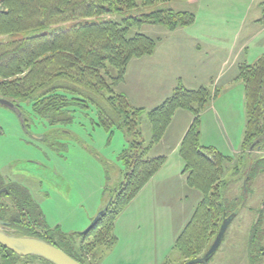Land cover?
<instances>
[{
    "label": "trees",
    "instance_id": "trees-1",
    "mask_svg": "<svg viewBox=\"0 0 264 264\" xmlns=\"http://www.w3.org/2000/svg\"><path fill=\"white\" fill-rule=\"evenodd\" d=\"M166 1L3 0L0 3V98L19 108L23 103H32V112L50 126L72 124L76 110L85 111L92 104L98 111V125L109 132L123 129L131 137L129 147L120 157L125 170L123 181L93 227L79 234L82 240L75 252L80 256L93 255L96 248H112L117 243L115 221L165 165L166 157L149 159L148 153L162 141L180 110L193 115L179 151L185 164L183 174L189 187L203 198L177 239L175 251L186 261L203 257L218 235L225 214H231L222 202L221 186L225 165L233 160L216 148L201 144V117L214 98L211 90L206 87L191 90L180 84L152 111L133 107L127 96L116 90L124 81L131 61L151 56L159 42L141 32L129 36L131 29L160 25L175 31L195 24L196 15L192 12L174 9L141 12L142 6ZM116 14L123 16L121 22L106 19ZM31 32L35 34L16 39ZM109 77L112 84L107 82ZM239 79L245 87L247 116L241 155L264 152V54L253 65H241ZM67 94L77 97L69 99ZM144 120L151 128L149 142L143 139ZM1 182L0 175V189ZM9 195L18 213L3 206L2 197L7 195L2 194L0 220L9 222L20 235L44 239L85 264L64 247L77 246V242L48 229L41 209L25 189L10 187ZM55 235L61 244L55 241ZM0 248L8 254V260L15 256Z\"/></svg>",
    "mask_w": 264,
    "mask_h": 264
},
{
    "label": "rangeland",
    "instance_id": "rangeland-1",
    "mask_svg": "<svg viewBox=\"0 0 264 264\" xmlns=\"http://www.w3.org/2000/svg\"><path fill=\"white\" fill-rule=\"evenodd\" d=\"M2 1L0 0V3ZM139 4L142 6L141 2ZM252 5L253 9L251 8ZM247 7L251 13L249 14L250 20L259 19L250 27L253 29V34L257 35V32L264 28V0H167L165 3H158L153 6H142L141 12L151 13L166 9L190 11L196 15V25L204 26L208 23L210 25V23L219 22V25L225 27L227 22H231V27L236 29L239 25L238 18ZM122 18L123 16L118 14L106 17V19L117 22H121ZM155 26L169 31L164 26ZM148 27H152V25L133 28L130 30L129 36L146 31L145 34H149L152 38L159 36L158 41L160 42V37L164 36L163 33L158 35L157 32L149 30L151 28ZM32 34L35 33L24 34L16 37V39H24L27 36H32ZM228 36L232 38L233 34H228ZM263 46L264 31L256 36L250 49L251 54L258 58L261 56L259 52H263ZM126 76L127 73L125 79ZM125 79L122 83L125 82ZM107 82L112 84L111 77L108 78ZM118 87L116 88L117 91ZM208 89L210 90V88ZM211 93L214 94L212 102L216 93L212 90ZM67 96L69 99L77 97L72 94H67ZM32 107L33 104L30 102L21 105L29 119L27 121L34 126L32 132L39 136L48 135L49 143H55L58 150L53 152L46 146V143L28 138L19 123L18 117L10 109L0 105V127L2 131L0 136V175L2 186L12 184L18 189H25L30 194L34 204L41 209L48 229L58 233L59 236L77 242V246L64 247L65 249L69 248L85 264H145L139 260L119 262L118 258L126 242L132 246L135 236L137 238L147 236L148 239H152L157 235L159 239L160 237L169 239L170 226H167L166 229L165 224L162 225L159 222L155 224V210L152 212L153 215H146L147 219L140 222L143 214L140 216L136 207L127 208L126 212L115 221L114 232L120 239L118 240L119 243L117 242L112 248L98 247L93 251V255L80 256L75 252L82 240L79 234L84 233L92 225L99 213L106 208L110 196L115 194L114 190L123 181L122 175L125 174V170L120 157L123 151L129 147L131 141L129 134L119 128H114L109 132L98 125V111L92 104L85 111L76 110L72 124H56L54 126H50L48 121L45 122L38 118L32 112ZM220 116L222 118V115ZM228 119L232 121V115H229V118L223 117L225 121ZM235 120V128H237L239 126V114L235 115ZM208 124V119H205L203 122L205 131ZM208 130L209 135L213 133L211 129L208 128ZM227 130L228 135L231 134V138L234 139L236 133L233 132V122L231 130L228 127ZM142 134L144 140L147 142L151 140L152 133L147 120L143 121ZM214 142L217 146L223 145L220 137H215ZM221 148L225 152L224 154L233 160V163L225 165L221 186L222 202L229 212L238 211V215L230 225L221 246L209 264H219L220 262L226 264L225 261L229 264H246L245 252L249 240V230L252 220H254L252 213L264 199V155H258L256 153L258 151L232 155L226 151L225 147L221 146ZM36 160L49 166L45 175L50 178L52 176V180L48 181L45 178L43 180L38 175H34L37 174L36 172L34 174L24 172L23 168L33 169L34 166L31 163ZM52 171H56V174L53 175ZM2 202L4 207H12L10 211L18 213V208L10 202L9 198L2 197ZM54 239L61 244L58 236L55 235ZM158 245L161 244L158 243ZM211 245L209 246L211 247ZM75 246L76 248H74ZM149 253L153 262L154 255L151 249ZM231 253L236 256L235 260L230 258ZM240 254L243 256L242 260L239 258ZM15 260L1 261L0 258V264H5V262L13 264ZM185 261L186 259L181 258L179 253L175 251L171 254L169 264H181ZM17 264L49 263L37 257L29 256L17 260Z\"/></svg>",
    "mask_w": 264,
    "mask_h": 264
},
{
    "label": "crops",
    "instance_id": "crops-1",
    "mask_svg": "<svg viewBox=\"0 0 264 264\" xmlns=\"http://www.w3.org/2000/svg\"><path fill=\"white\" fill-rule=\"evenodd\" d=\"M248 7L239 16L236 29L231 27V22H227L225 27L219 25V22L204 26L195 23L175 31L157 26L148 27L158 35L162 32L164 36L160 37L153 55L131 62L125 82L118 87V91L127 96L133 107L152 111L168 99L180 84L191 90L210 88L216 97L201 117V144L216 148L226 157L229 156L224 154L221 146L229 154H241L247 116L245 87L239 80V71L241 65H253L264 54V46L258 58L251 54L255 38L264 28L257 35L253 34L250 27L259 19L250 20ZM228 34H233V37L230 38ZM155 38L159 39V36ZM236 114H239L237 128ZM229 115H232V121L223 120V117L229 118ZM205 119L209 121L206 131L203 126ZM192 121L193 115L188 111L180 110L175 114L162 141L148 153L149 159L166 157L165 165L127 207H136L139 215L143 214L140 222L147 219L146 215H153L155 210V224H165L166 229L170 226L169 239H159L157 235L152 239L135 236L132 246L126 242L122 247L119 262L139 260L145 264H169L171 254L175 253L177 239L203 198L200 192L187 184L183 174L185 164L179 152ZM232 122L233 132L236 133L234 139L231 134L228 135L227 130V127L231 130ZM208 128L213 131L210 135ZM215 137H220L223 145L217 146ZM256 153L264 155V152ZM117 239L120 240L119 237ZM150 249L154 255L153 262L149 257Z\"/></svg>",
    "mask_w": 264,
    "mask_h": 264
},
{
    "label": "water",
    "instance_id": "water-1",
    "mask_svg": "<svg viewBox=\"0 0 264 264\" xmlns=\"http://www.w3.org/2000/svg\"><path fill=\"white\" fill-rule=\"evenodd\" d=\"M0 105L5 106L10 110H13L18 117L21 115V111L15 106L14 103L9 100L0 98ZM104 211H106V209L101 211L96 217V219L99 218ZM237 215L238 211L232 212L230 215L225 214V218L223 220L218 235L216 236L211 247L203 257L187 261L181 264H208L209 261L215 255V253L218 251L219 247L221 246L231 223L237 217ZM95 220L84 233L88 232L93 227ZM0 246L11 251L19 257L25 258L33 256L44 260L49 264H82L71 256H69L66 252H64L57 246L50 244L44 239L20 235L15 229L10 226V224L2 220H0Z\"/></svg>",
    "mask_w": 264,
    "mask_h": 264
},
{
    "label": "flooded vegetation",
    "instance_id": "flooded-vegetation-1",
    "mask_svg": "<svg viewBox=\"0 0 264 264\" xmlns=\"http://www.w3.org/2000/svg\"><path fill=\"white\" fill-rule=\"evenodd\" d=\"M17 108L21 111V115L19 117L13 110L11 111L13 112V114H15L18 117L19 123L21 127L23 128L24 132L26 133V135L28 136V138L39 141V142L46 143V146L49 147L51 151L56 152L58 150L57 145L55 143H51V144L49 143L50 138L48 137V135H44V136L35 135L34 132H32V127L34 126H32V124L29 121H27L29 119L26 117V112L22 108H19V107ZM1 135H2V131H1ZM31 164H33L32 166H34L33 169L23 168L26 174H31V173L34 174L36 172L37 174H34V175L36 176L38 175L43 180L44 178L45 180H48V181L52 180V176L50 178L47 175H45L46 170L49 169V166L43 164L42 162L38 160H36L35 162H32ZM52 174L55 175L56 171H52ZM10 187L17 189L12 184H9L8 186H3L0 189V195L2 194L7 195L6 198H9L10 202L12 203V197L9 195ZM252 215H253L254 220H252L251 227L249 230L250 233H249V240L247 243V249L245 252V259H246L245 262L246 264H264V199L260 202V205L254 209ZM7 223L10 224L9 222ZM0 252H1L0 253L1 261H6L7 260L6 257H8V254L1 248H0ZM230 258H233L235 260L236 256L232 254ZM239 258L242 260L243 256L240 254ZM11 259L12 260L16 259L13 264H17V260H20L23 258L15 255V256H12L10 260ZM225 263L229 264L227 263V261H225ZM219 264H224V263L220 262Z\"/></svg>",
    "mask_w": 264,
    "mask_h": 264
}]
</instances>
